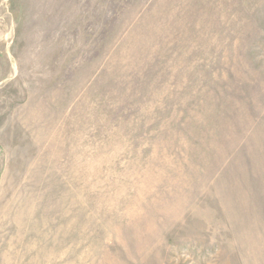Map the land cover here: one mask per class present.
Returning <instances> with one entry per match:
<instances>
[{"label":"rangeland","instance_id":"374dc122","mask_svg":"<svg viewBox=\"0 0 264 264\" xmlns=\"http://www.w3.org/2000/svg\"><path fill=\"white\" fill-rule=\"evenodd\" d=\"M0 264H264V0H0Z\"/></svg>","mask_w":264,"mask_h":264}]
</instances>
